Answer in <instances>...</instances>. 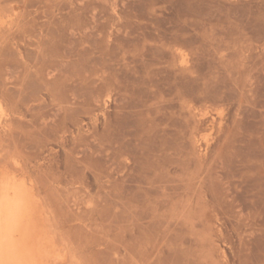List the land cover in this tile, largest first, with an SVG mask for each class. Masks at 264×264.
<instances>
[{
	"label": "rangeland",
	"instance_id": "1",
	"mask_svg": "<svg viewBox=\"0 0 264 264\" xmlns=\"http://www.w3.org/2000/svg\"><path fill=\"white\" fill-rule=\"evenodd\" d=\"M18 182L41 264H264V0H0Z\"/></svg>",
	"mask_w": 264,
	"mask_h": 264
},
{
	"label": "bare ground",
	"instance_id": "2",
	"mask_svg": "<svg viewBox=\"0 0 264 264\" xmlns=\"http://www.w3.org/2000/svg\"><path fill=\"white\" fill-rule=\"evenodd\" d=\"M21 184L4 183L0 188V264H41L33 245L32 207Z\"/></svg>",
	"mask_w": 264,
	"mask_h": 264
}]
</instances>
